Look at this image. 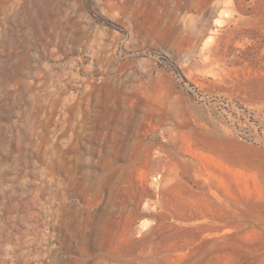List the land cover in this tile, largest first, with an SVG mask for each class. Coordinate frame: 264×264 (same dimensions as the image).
I'll list each match as a JSON object with an SVG mask.
<instances>
[{"label": "rangeland", "instance_id": "rangeland-1", "mask_svg": "<svg viewBox=\"0 0 264 264\" xmlns=\"http://www.w3.org/2000/svg\"><path fill=\"white\" fill-rule=\"evenodd\" d=\"M0 264H264V0H0Z\"/></svg>", "mask_w": 264, "mask_h": 264}]
</instances>
